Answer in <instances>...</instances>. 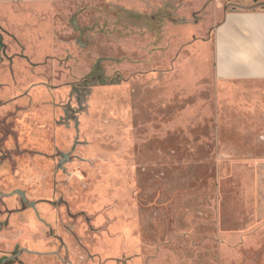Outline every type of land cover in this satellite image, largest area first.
Here are the masks:
<instances>
[{
    "label": "rangeland",
    "instance_id": "rangeland-1",
    "mask_svg": "<svg viewBox=\"0 0 264 264\" xmlns=\"http://www.w3.org/2000/svg\"><path fill=\"white\" fill-rule=\"evenodd\" d=\"M211 1L0 0V263L264 264V81L216 77Z\"/></svg>",
    "mask_w": 264,
    "mask_h": 264
},
{
    "label": "crops",
    "instance_id": "crops-1",
    "mask_svg": "<svg viewBox=\"0 0 264 264\" xmlns=\"http://www.w3.org/2000/svg\"><path fill=\"white\" fill-rule=\"evenodd\" d=\"M222 14L211 39L215 75L226 81H264V0H212ZM12 167L0 157V183Z\"/></svg>",
    "mask_w": 264,
    "mask_h": 264
},
{
    "label": "flooded vegetation",
    "instance_id": "flooded-vegetation-1",
    "mask_svg": "<svg viewBox=\"0 0 264 264\" xmlns=\"http://www.w3.org/2000/svg\"><path fill=\"white\" fill-rule=\"evenodd\" d=\"M18 191H21V190H18ZM22 192H23V191H22ZM23 193H24V192H23ZM0 195H4V193H2V192L0 191ZM18 195H19L21 201H22V202H25V193H24V196L20 195L19 193H18ZM4 263L6 264V262H4ZM0 264H2V263H0Z\"/></svg>",
    "mask_w": 264,
    "mask_h": 264
},
{
    "label": "water",
    "instance_id": "water-1",
    "mask_svg": "<svg viewBox=\"0 0 264 264\" xmlns=\"http://www.w3.org/2000/svg\"><path fill=\"white\" fill-rule=\"evenodd\" d=\"M17 193H19L20 195L24 196V193L22 191H18Z\"/></svg>",
    "mask_w": 264,
    "mask_h": 264
}]
</instances>
